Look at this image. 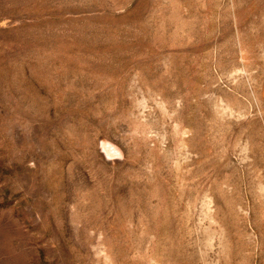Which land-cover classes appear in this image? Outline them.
<instances>
[{"label":"rangeland","instance_id":"rangeland-1","mask_svg":"<svg viewBox=\"0 0 264 264\" xmlns=\"http://www.w3.org/2000/svg\"><path fill=\"white\" fill-rule=\"evenodd\" d=\"M0 264H264V0H0Z\"/></svg>","mask_w":264,"mask_h":264}]
</instances>
